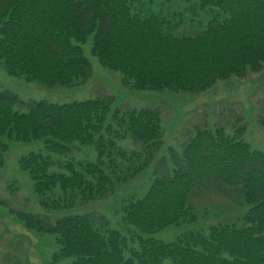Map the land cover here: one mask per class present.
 Here are the masks:
<instances>
[{
  "label": "trees",
  "instance_id": "1",
  "mask_svg": "<svg viewBox=\"0 0 264 264\" xmlns=\"http://www.w3.org/2000/svg\"><path fill=\"white\" fill-rule=\"evenodd\" d=\"M190 1V0H186ZM211 14L193 34L179 32L175 16L136 7L133 0H0V62L10 75L47 86L86 83L93 67L82 44L92 35V53L122 73L131 90L199 94L233 76L264 68V0H198ZM217 9L214 12L213 9ZM221 14L225 17L220 18ZM18 95L0 93V169L3 140L44 139L46 152L19 160L49 212L85 208L114 195L139 177L162 145L164 125L157 107L113 108L112 96L65 103L46 99L18 109ZM264 128V105L259 114ZM244 116L233 132L223 126L195 127L181 153L155 165L142 197L124 200L122 224L112 227L97 212L70 213L54 223L18 210L27 228L56 235L59 249L49 264H264V150L246 141ZM131 138L140 149L117 141ZM75 143L95 145L97 159L59 160ZM57 166L65 171H50ZM9 188L17 191L12 182ZM216 194L249 205L241 220L208 231L188 230L173 241L145 237L197 219L192 196ZM6 200L0 195V204Z\"/></svg>",
  "mask_w": 264,
  "mask_h": 264
},
{
  "label": "rangeland",
  "instance_id": "2",
  "mask_svg": "<svg viewBox=\"0 0 264 264\" xmlns=\"http://www.w3.org/2000/svg\"><path fill=\"white\" fill-rule=\"evenodd\" d=\"M144 13L152 11L164 15L176 14L180 22L179 32L193 34L203 28L213 11L201 7L198 0H133ZM217 12V9H213ZM225 16L221 14L220 18ZM93 36L82 44L85 55L93 67L91 78L84 84L75 86H47L40 81H27L23 75H10L0 62V93L11 92L18 95L17 108L27 110L31 101L46 99L52 102L65 103L73 100L112 96L113 108L152 106L162 112L164 136L162 145L150 166L139 177L122 184L117 192L104 201L95 202L85 208L49 212L39 204V197L34 190L30 174L20 168L19 160L30 152L45 150L44 139L31 141H14L3 138L8 143L4 151V165L0 169V195L6 200L0 204V264H49L53 253L60 245L56 235L40 233L25 226L18 210H28L45 216L50 222L70 213L97 212L105 215L112 227L125 231L122 224V207L124 200L131 197H142L154 176L153 171L158 161L167 158L171 161V152L181 153L183 143L195 133V127L215 128L223 126L228 133L233 132L237 114L244 116L246 130L243 137L253 148L264 150V128L259 124V114L264 105V68L260 72H249L245 78L236 76L217 82L209 90L199 94L173 93L169 90L155 92L150 90H131L122 85V73L104 67L92 53ZM126 149H140V144L131 138L117 141ZM68 155L53 154L59 160L97 159L95 145L74 144ZM172 162V161H171ZM50 171H65L52 166ZM14 183L18 189L9 188ZM197 219L172 225L167 228L143 234L163 241H173L188 230L208 231L209 226L220 222H235L245 226L241 220L248 211L245 202H234L231 198L216 194H197L192 196ZM72 258H66L59 264H65ZM166 264H172L165 260Z\"/></svg>",
  "mask_w": 264,
  "mask_h": 264
}]
</instances>
